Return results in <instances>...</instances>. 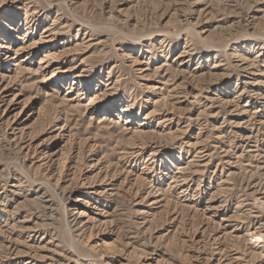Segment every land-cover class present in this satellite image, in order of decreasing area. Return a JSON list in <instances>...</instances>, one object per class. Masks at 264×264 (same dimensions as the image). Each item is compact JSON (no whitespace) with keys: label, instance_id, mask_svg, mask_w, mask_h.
Listing matches in <instances>:
<instances>
[{"label":"rangeland","instance_id":"obj_1","mask_svg":"<svg viewBox=\"0 0 264 264\" xmlns=\"http://www.w3.org/2000/svg\"><path fill=\"white\" fill-rule=\"evenodd\" d=\"M0 264H264V0H0Z\"/></svg>","mask_w":264,"mask_h":264},{"label":"bare ground","instance_id":"obj_2","mask_svg":"<svg viewBox=\"0 0 264 264\" xmlns=\"http://www.w3.org/2000/svg\"><path fill=\"white\" fill-rule=\"evenodd\" d=\"M51 53H53V52H47L46 55H48V56H47L46 60H45V61H43V60L40 61L39 66H40V65H47V64H48L49 59L55 56V54H51ZM53 75L55 76V73H54ZM123 112H125V113H126V112H129V109H128V110H127V109H123V110H122V113H123ZM61 129H62V130L65 129V126L61 127ZM177 179H178V178H177Z\"/></svg>","mask_w":264,"mask_h":264}]
</instances>
